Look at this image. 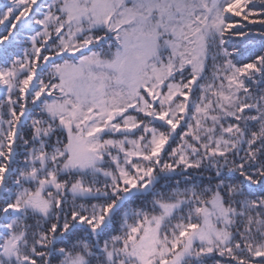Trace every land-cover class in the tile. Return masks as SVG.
<instances>
[{
  "label": "snow or ice",
  "instance_id": "6c2138e0",
  "mask_svg": "<svg viewBox=\"0 0 264 264\" xmlns=\"http://www.w3.org/2000/svg\"><path fill=\"white\" fill-rule=\"evenodd\" d=\"M0 264H264V0H0Z\"/></svg>",
  "mask_w": 264,
  "mask_h": 264
}]
</instances>
